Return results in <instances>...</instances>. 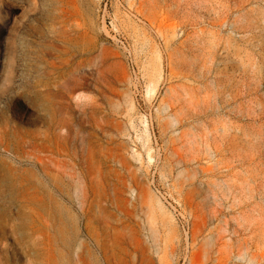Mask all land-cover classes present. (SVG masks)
<instances>
[{"label":"rangeland","instance_id":"obj_1","mask_svg":"<svg viewBox=\"0 0 264 264\" xmlns=\"http://www.w3.org/2000/svg\"><path fill=\"white\" fill-rule=\"evenodd\" d=\"M0 264H264V0H0Z\"/></svg>","mask_w":264,"mask_h":264}]
</instances>
